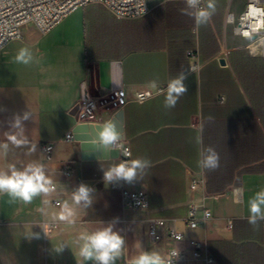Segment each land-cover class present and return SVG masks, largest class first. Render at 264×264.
<instances>
[{"label":"crops","instance_id":"0c3cea01","mask_svg":"<svg viewBox=\"0 0 264 264\" xmlns=\"http://www.w3.org/2000/svg\"><path fill=\"white\" fill-rule=\"evenodd\" d=\"M212 2V16L199 26L196 9L185 0H147L150 13L139 20H119L104 6L91 5L48 35L33 24L24 26L23 39L0 53V169L14 165L23 170L36 162L56 187L31 204L9 203L6 194L0 195V264H95L76 255L77 238L109 224L125 238L115 264H130L142 251L166 259L174 248H187L191 258V241L210 251L213 264H264V219L257 218L258 230L247 219L249 198L264 188V53L252 51L251 41L234 32L250 0L236 6L235 0ZM208 3L202 0L198 8ZM21 47L30 51L31 64L15 62ZM196 64L201 67L194 71ZM181 71L187 74L188 92L174 108H164L163 94L134 101L140 92L166 90ZM85 82L94 97L113 90L125 94L123 104H109L96 122L108 123L122 112V144L130 148V161H151L131 184L115 180L106 185L103 179L109 166L122 162V154L82 159L78 144L65 139L81 124L75 107ZM25 111L30 119L12 127L14 117ZM8 134L23 143L8 142L5 149ZM44 146L51 148L48 153ZM208 147L219 153L216 170L198 166ZM67 167L70 180L64 176ZM195 181L203 183L193 191ZM81 183L94 189L90 207L72 199ZM122 189L145 190L148 211L126 210ZM65 203L74 213L68 221L58 218ZM192 206L196 228L184 221ZM203 210L212 217L204 219ZM152 220L165 222L157 227L158 241L150 236ZM45 223L58 224L54 235L45 234ZM168 229L184 240L169 239Z\"/></svg>","mask_w":264,"mask_h":264},{"label":"clouds","instance_id":"9594fccd","mask_svg":"<svg viewBox=\"0 0 264 264\" xmlns=\"http://www.w3.org/2000/svg\"><path fill=\"white\" fill-rule=\"evenodd\" d=\"M185 3L193 9L194 19L196 25L206 24L212 16L215 5L212 0H209L207 8H198L200 0H185ZM260 0H250L247 10L240 16L241 24L239 35L249 41L264 40V6H258ZM211 10V11H210ZM232 23L236 22L233 16ZM235 32V30H234ZM235 34H237L235 32ZM255 37V39H254ZM16 63L29 65L32 63L33 57L27 47H21L16 56L14 57ZM187 79V74L181 71L175 78L167 82L165 89H156V95L163 94L164 108H174L179 99L187 92V86L184 81ZM152 88H156L155 82L152 83ZM31 113L25 111L23 117H14L12 127L20 128L23 121L29 120ZM209 119H212L209 117ZM97 140L99 144L96 145L99 149H104L110 154L109 149L117 145L121 140L122 135L117 129L116 125L110 121L105 126L97 131ZM7 142L3 147L7 149L8 142L16 146H20L23 141L18 139L15 134L6 135ZM206 154L202 160H198V166L206 170H216L220 167L219 153L212 147L205 149ZM130 152L125 151L124 155H129ZM151 166V161L146 159H133L130 163L121 162L116 165L109 166L103 172V179L105 184H111L115 180H123L129 184L137 178L138 170H143ZM55 191L53 180L45 174L44 166L42 164L32 162L27 164L23 170H18L14 165H9L7 170L0 169V195L6 194L9 197V203L22 201L25 204H31L33 200L40 195H48ZM94 189L81 183L78 189L73 193L72 199L75 203L80 204L84 202L85 207H90L92 204V197L90 193ZM237 195L236 203H240L238 198L239 189L235 190ZM65 211L59 215L62 221H68L74 215L73 211L64 205ZM247 217L248 223L253 225V230H258L256 225L257 218L264 219V188L259 192L254 193L248 200ZM209 215V213H205ZM73 223L75 221H72ZM79 244L76 255L82 258L83 261H93L95 264H115L116 260L120 258L125 248V238L119 232L113 231V226L104 227L102 229L83 232L78 236ZM63 245H61V248ZM61 250L58 248V251ZM172 256L177 253L173 251ZM80 264V261L77 262ZM130 264H171L170 259L161 257L159 253L141 252L138 256L134 257Z\"/></svg>","mask_w":264,"mask_h":264},{"label":"built area","instance_id":"2783aa9c","mask_svg":"<svg viewBox=\"0 0 264 264\" xmlns=\"http://www.w3.org/2000/svg\"><path fill=\"white\" fill-rule=\"evenodd\" d=\"M173 1V0H165ZM202 0H200L201 2ZM91 5H102L109 10L119 20H139L146 17L150 13V7L147 0H0V53H2L12 42L21 41L23 39V27L33 24L42 35H48L55 28L61 25L74 12L86 8ZM264 0H260L258 6H263ZM229 20H233V15H229ZM241 20L236 24L235 31L238 34L241 31ZM239 35V34H238ZM257 46L264 53V40L251 41L250 46ZM189 57H196V52H189ZM200 65L193 66V70L200 69ZM124 92L122 90H113L99 97H94L89 92L88 84L85 82L81 85V96L75 107V114L81 123L100 124L96 122L98 113L114 102L124 103ZM156 92L143 91L136 95L135 102L144 103L154 97ZM67 141H73V135L68 133L65 138ZM122 154V162L130 163L131 153L124 155L125 151L130 152V148L122 144V140L118 141V146L112 147ZM51 148L44 146L42 151L48 153ZM50 159V156H47ZM64 176L66 180L71 179V170L65 168ZM203 181L193 182L191 189L195 191ZM117 188L118 185L113 184ZM56 189V187H55ZM124 208L132 212H144L149 209V197L145 190L129 191L122 189ZM59 205L58 202L55 203ZM197 209L192 206L184 218L185 223L190 228L198 226V218L196 216ZM209 213V215H205ZM212 214L209 210H203V218L210 219ZM165 226L163 220H152L150 236L155 241L161 238L157 231V227ZM58 229L56 223H45L44 230L47 236L54 235ZM167 237L175 242H182L184 237L181 233L174 229L167 230ZM190 246L193 250V256H188L187 248H174L168 253L166 259L171 260V264H192L203 263L213 264L214 258L210 251L198 241H191ZM175 251L176 256L171 253Z\"/></svg>","mask_w":264,"mask_h":264},{"label":"water","instance_id":"95a60500","mask_svg":"<svg viewBox=\"0 0 264 264\" xmlns=\"http://www.w3.org/2000/svg\"><path fill=\"white\" fill-rule=\"evenodd\" d=\"M110 121H112L116 125L117 129L122 135L121 140H123L124 128L122 123V112L117 113ZM105 124L103 123L94 125L81 123L73 131V142L78 144L82 159H95L96 157L117 158L120 156V152L118 150H111L113 146L109 149L110 154L107 153L104 149H99L96 147V145L99 144V141L97 140L98 137L96 135L97 131L103 128Z\"/></svg>","mask_w":264,"mask_h":264},{"label":"rangeland","instance_id":"374dc122","mask_svg":"<svg viewBox=\"0 0 264 264\" xmlns=\"http://www.w3.org/2000/svg\"><path fill=\"white\" fill-rule=\"evenodd\" d=\"M245 1H246V0H235L234 5L236 6V5H238V4L242 3V2L246 3ZM263 6H264V5H263ZM10 44H11V43H10Z\"/></svg>","mask_w":264,"mask_h":264},{"label":"bare ground","instance_id":"6f19581e","mask_svg":"<svg viewBox=\"0 0 264 264\" xmlns=\"http://www.w3.org/2000/svg\"><path fill=\"white\" fill-rule=\"evenodd\" d=\"M251 50H252V51H257V50H259V49H258V47H256V46L253 45V46L251 47Z\"/></svg>","mask_w":264,"mask_h":264}]
</instances>
